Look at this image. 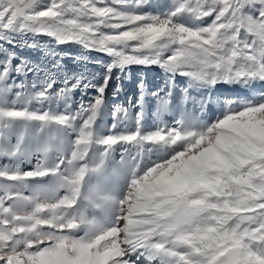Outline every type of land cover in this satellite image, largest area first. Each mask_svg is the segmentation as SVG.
Here are the masks:
<instances>
[{
	"label": "snow or ice",
	"instance_id": "6c2138e0",
	"mask_svg": "<svg viewBox=\"0 0 264 264\" xmlns=\"http://www.w3.org/2000/svg\"><path fill=\"white\" fill-rule=\"evenodd\" d=\"M73 44L102 79L66 71ZM131 66L198 115L147 127L141 81L105 128ZM0 161V264H264V0H0Z\"/></svg>",
	"mask_w": 264,
	"mask_h": 264
},
{
	"label": "rangeland",
	"instance_id": "374dc122",
	"mask_svg": "<svg viewBox=\"0 0 264 264\" xmlns=\"http://www.w3.org/2000/svg\"><path fill=\"white\" fill-rule=\"evenodd\" d=\"M167 2V0H163ZM42 44H47L49 38L39 37L38 38ZM11 49V46H8ZM16 51L19 56L25 57L41 66L50 67L54 62L53 58L50 55H47L43 48L39 49H29V48H16L11 49ZM55 50L58 53L65 54L66 58L64 60V65L66 71L69 73H78L81 71H86L89 76L93 74L97 77V80L102 79L104 74V65L110 61V58L99 53H88L90 59L87 63H77L74 62L71 57L79 55L83 50L78 45H64V46H55ZM94 61H100V64L94 63ZM18 62V61H17ZM117 72L114 71L113 78L108 85L106 92V103H107V114L102 121V124L107 128L111 124V110L114 105H125L130 106L134 104L140 95V89L138 85L143 81V94L144 99L142 101L143 112L145 117V123L147 127H151L157 123V114L160 118L163 119L166 123L171 124L174 120L179 119L181 115H185L189 118H193L198 113L194 112V109L197 107L196 104L188 102L187 106L182 103V90L187 85L185 78L176 77L175 82L173 83L169 76L165 74L157 66H131L128 69L127 75H125L121 80H117ZM22 77L17 78V82L22 80ZM36 78L32 75H29L27 80L24 81L26 84L31 85V83ZM119 85V90L117 91V86ZM172 92V103L165 111L162 105L158 102L162 98H166L167 93ZM220 91H226V86L222 87ZM153 92L159 93V97H153L151 94ZM115 93V95H114ZM193 95L197 93L193 91ZM244 93L241 92V95ZM92 91L87 92L86 94L77 91L74 96L77 103L83 99L87 100L88 97L93 96ZM140 109H134L133 115L136 111ZM215 113V106H210L207 115H212ZM117 159H119V153H117ZM6 161H0L3 163ZM30 167L25 165V170ZM62 194V193H61Z\"/></svg>",
	"mask_w": 264,
	"mask_h": 264
}]
</instances>
